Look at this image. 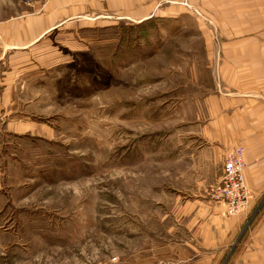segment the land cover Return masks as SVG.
<instances>
[{
  "label": "rangeland",
  "instance_id": "obj_1",
  "mask_svg": "<svg viewBox=\"0 0 264 264\" xmlns=\"http://www.w3.org/2000/svg\"><path fill=\"white\" fill-rule=\"evenodd\" d=\"M46 1L0 0L8 46ZM214 3L206 19L58 27L7 54L0 264H227L264 200L223 215L214 153L244 150L241 131L264 123L198 113L209 98L264 99V0ZM213 210L248 211L225 250L205 244L223 224Z\"/></svg>",
  "mask_w": 264,
  "mask_h": 264
},
{
  "label": "crops",
  "instance_id": "obj_2",
  "mask_svg": "<svg viewBox=\"0 0 264 264\" xmlns=\"http://www.w3.org/2000/svg\"><path fill=\"white\" fill-rule=\"evenodd\" d=\"M229 7L228 3L227 8ZM214 9V0H47L40 10L41 13H38L36 17L32 15L22 20V23H16L18 28L14 29L11 34L14 39L10 46H8L6 33L7 24L0 22V66L1 63H5L4 60L11 50H14V53H22L20 50L17 52V49L30 47L58 27L69 30L73 27H86L91 24L108 26L119 21L141 24L152 19L176 18L194 12L202 14V18L206 19ZM231 54L229 53V56ZM241 54L239 51L234 56L240 57ZM0 89H6L5 78L1 76ZM259 101L254 98H209L203 100L202 105L200 104L205 106V109H199L198 116L260 117L264 123V99ZM245 121L248 120L245 118ZM239 135L240 138L251 137L252 139L251 142L245 140L243 143L246 161L244 183L249 191L248 202L251 205V203L264 200V124L260 131H254V134L250 133L246 126ZM206 150L197 151L196 159L202 163L208 160L206 153H209L210 160V152ZM214 154V163L219 167L220 173L214 175L211 187L219 181L224 156L223 152L216 151ZM215 212L213 217L218 218L223 224L208 228L209 231L214 230V232L212 231V236L205 244L211 250H225L234 246V239L240 236V224L247 218L248 211L234 219H224L220 216L219 210L218 213ZM188 260L191 263L198 262L197 258ZM208 262V264H215L210 258ZM227 264H264V216L258 224L249 226L243 231Z\"/></svg>",
  "mask_w": 264,
  "mask_h": 264
},
{
  "label": "built area",
  "instance_id": "obj_3",
  "mask_svg": "<svg viewBox=\"0 0 264 264\" xmlns=\"http://www.w3.org/2000/svg\"><path fill=\"white\" fill-rule=\"evenodd\" d=\"M245 168L244 150L233 148L222 163L219 181L210 189L211 198L222 206L225 216L239 214L248 203L249 191L244 183Z\"/></svg>",
  "mask_w": 264,
  "mask_h": 264
}]
</instances>
